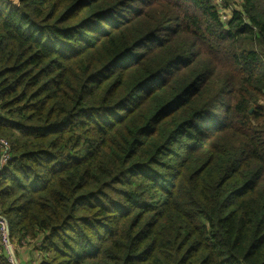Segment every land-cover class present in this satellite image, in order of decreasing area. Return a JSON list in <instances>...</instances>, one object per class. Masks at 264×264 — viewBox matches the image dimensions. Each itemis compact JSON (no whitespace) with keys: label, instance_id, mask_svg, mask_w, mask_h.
I'll use <instances>...</instances> for the list:
<instances>
[{"label":"trees","instance_id":"1","mask_svg":"<svg viewBox=\"0 0 264 264\" xmlns=\"http://www.w3.org/2000/svg\"><path fill=\"white\" fill-rule=\"evenodd\" d=\"M221 1L0 0L17 259L264 264V0Z\"/></svg>","mask_w":264,"mask_h":264},{"label":"built area","instance_id":"2","mask_svg":"<svg viewBox=\"0 0 264 264\" xmlns=\"http://www.w3.org/2000/svg\"><path fill=\"white\" fill-rule=\"evenodd\" d=\"M219 1H221V0H219ZM13 3H15V2H13ZM225 17L226 16H223L222 19L223 20H227L228 17H226V18ZM0 148L2 150L1 166H4L10 159L8 142L6 140H4V139H0ZM0 172H1V167H0ZM0 240H1L0 242L2 244V247L4 248V250H5L6 254H7V258L10 261V263L11 264H18L14 260V258L16 257V255H15V247H14L13 243L10 240L8 222L2 216H0Z\"/></svg>","mask_w":264,"mask_h":264},{"label":"rangeland","instance_id":"3","mask_svg":"<svg viewBox=\"0 0 264 264\" xmlns=\"http://www.w3.org/2000/svg\"><path fill=\"white\" fill-rule=\"evenodd\" d=\"M10 1H12V2H18L17 0H10ZM215 3H217V4H220V5H222V1H219V0H213ZM236 1H238V0H236ZM236 1H234V0H231V1H229V4L228 5H230V7H235V6H237V4L235 3ZM225 9H227L228 10V8H225ZM224 9V10H225ZM224 15H222V17L223 16H226V17H229L228 16V14H229V12L228 11H224ZM225 17V18H226ZM2 216V215H1ZM3 217V216H2ZM4 218V217H3ZM1 241V240H0ZM0 246H2V244H1V242H0ZM0 249H1V247H0ZM17 258V257H16ZM19 259V258H18ZM7 260H8V258H7ZM9 261V260H8ZM9 263H10V261H9ZM11 264V263H10Z\"/></svg>","mask_w":264,"mask_h":264},{"label":"crops","instance_id":"4","mask_svg":"<svg viewBox=\"0 0 264 264\" xmlns=\"http://www.w3.org/2000/svg\"><path fill=\"white\" fill-rule=\"evenodd\" d=\"M19 249L20 250L18 251V255L17 256L19 258V261L22 262L23 264H25V260H27L25 255L23 254V252H24L23 250L25 249V247H19Z\"/></svg>","mask_w":264,"mask_h":264},{"label":"water","instance_id":"5","mask_svg":"<svg viewBox=\"0 0 264 264\" xmlns=\"http://www.w3.org/2000/svg\"><path fill=\"white\" fill-rule=\"evenodd\" d=\"M251 111H252V109H250V112H251ZM14 260H15V262H16V263H18V261H17L16 257L14 258Z\"/></svg>","mask_w":264,"mask_h":264}]
</instances>
